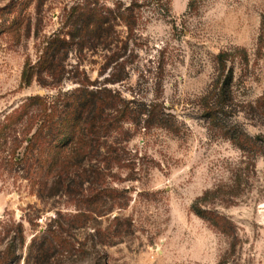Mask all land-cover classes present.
Returning a JSON list of instances; mask_svg holds the SVG:
<instances>
[{
    "label": "rangeland",
    "instance_id": "obj_1",
    "mask_svg": "<svg viewBox=\"0 0 264 264\" xmlns=\"http://www.w3.org/2000/svg\"><path fill=\"white\" fill-rule=\"evenodd\" d=\"M17 1L0 0V264L6 251L15 258L8 264H40L32 239L76 210L66 194L48 190L46 160L56 150L35 148L45 159L40 174L28 166L36 133L47 129L38 106H25L33 97L53 103L77 84L70 73L57 88L27 85L23 73L62 30L65 10L83 0L38 8L37 0ZM98 1L121 11L133 4L138 19L132 33L117 27L128 51L105 75H98L103 55L88 58L98 61L85 65L95 70L91 80L127 100L157 102L171 128L128 127L116 147L129 168L113 172L117 199L107 205L116 209L71 232L73 255L59 253L51 264H264V0H163L161 10L149 0ZM112 73L128 78L104 85ZM230 76L232 98L222 107L212 98Z\"/></svg>",
    "mask_w": 264,
    "mask_h": 264
},
{
    "label": "trees",
    "instance_id": "obj_2",
    "mask_svg": "<svg viewBox=\"0 0 264 264\" xmlns=\"http://www.w3.org/2000/svg\"><path fill=\"white\" fill-rule=\"evenodd\" d=\"M30 1L32 0H18L17 4L19 7L25 6ZM43 3L44 0H37V8ZM148 4L149 7L161 10L163 0H149ZM136 9L132 4L124 11L120 7L115 10L102 5L98 0H83L65 10L62 30L45 40L36 63H27L25 66L23 81L27 85L35 80L43 88H57L70 73L75 74L72 82L77 84L74 89L66 92L59 90L57 101L53 103H48L41 97H33L25 106H38L40 121L47 129L46 134L36 133L38 139L34 143V149L30 150L32 157L28 159V166L30 169L35 166L40 174L43 170L41 164L45 159L43 155L35 157L32 153L46 145L56 150L52 159L46 160L53 178L48 190L52 191V195L66 194L76 210L74 214L65 217L58 214V218L53 221L58 224L57 228L51 227L42 232L40 237L43 239L40 242L37 235L34 236L29 252L35 253L40 264H51V259L58 258L59 253L64 259L72 256L75 247L68 239L70 233L80 228H90L91 221L98 223L100 218L112 214L116 209L108 208L107 205L109 201L117 199V191L111 186L113 172L129 168L122 155L124 149L116 147L126 141L128 127L171 128L170 120L163 115L162 105L157 102L147 104L135 99L127 100L120 92L100 85L98 80L92 81L89 72L95 70L85 69L86 63L92 64L91 67L98 64L96 60L86 62L89 57L102 54L105 62L98 72L101 77L112 69L114 63L126 56L128 43L124 42L123 47L119 46V33L116 29L121 26L125 33H132L137 25ZM117 19L120 22H116ZM73 54H76V64L71 63ZM219 57L224 63V55ZM126 68L124 60L118 64V70L122 74L126 73ZM114 75L112 73L104 85L118 84L128 78H115ZM227 79L220 92L215 93L212 98H217V105L222 107L232 98L233 77ZM41 139L44 142H39ZM245 141L247 139L239 143ZM40 195V198L44 195L43 190ZM117 220L115 217L112 222ZM116 231L117 228L107 234L104 232L102 237L109 240ZM22 233L20 229L21 246L24 247ZM1 259L2 264H8L15 259L14 253L6 251Z\"/></svg>",
    "mask_w": 264,
    "mask_h": 264
}]
</instances>
